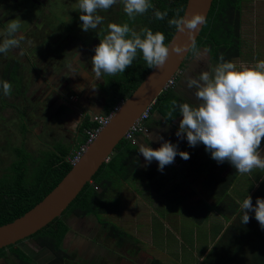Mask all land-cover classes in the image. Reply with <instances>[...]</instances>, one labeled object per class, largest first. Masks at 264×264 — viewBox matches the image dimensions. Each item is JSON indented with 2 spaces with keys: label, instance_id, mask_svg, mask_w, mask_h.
I'll return each instance as SVG.
<instances>
[{
  "label": "flooded vegetation",
  "instance_id": "1",
  "mask_svg": "<svg viewBox=\"0 0 264 264\" xmlns=\"http://www.w3.org/2000/svg\"><path fill=\"white\" fill-rule=\"evenodd\" d=\"M77 3V0H0V43L6 38L4 32L8 22L13 19L20 22L19 31L24 37L19 48L0 53V81H7L12 86L11 93L6 96L0 85V130L6 135L3 142H0V153L4 143L6 145L11 137L17 143L13 146L6 145L10 148L7 158L1 159L0 156L2 189L13 183L17 184L24 178L28 180L46 153L61 156L57 152L60 145L66 148L65 155L74 151L83 138L86 123L90 122L93 115L100 114L103 108L109 106L112 86L121 82L123 75L103 74L101 79H96L91 71L94 48L107 34V25L127 23L139 33L145 28L141 24V17L151 19L153 16V13L147 11L129 19L123 11L121 0H117L108 10L97 11L96 14L102 16L103 21L95 30L83 31L82 34L74 31L72 26L75 23L82 28ZM245 4L241 3L238 15L233 13V24L238 23V30L241 10ZM196 48L200 62H196V56L190 50L181 64L180 74L172 89L179 95L186 96L189 91L193 92L186 86L187 77H195L201 70H211L217 64L206 46L197 45ZM241 53L243 54L242 49ZM69 65L73 67L69 69ZM156 135L161 136L158 133ZM17 152H21L22 156H18ZM23 158H26L25 162ZM147 167L141 161L136 171L145 176L142 178L147 188L150 182L157 183L164 179V173L165 177L170 176L167 166L162 172L158 170L157 163L152 172ZM2 192L7 193L6 190H0ZM105 215L108 212L102 214L104 222ZM89 217H93V222L88 220ZM62 219L67 230L58 255L41 247L31 236L18 243V247L29 258L27 264H35L36 259L29 255L31 251L25 242L48 253L42 264H89L94 258L101 261L91 263H102L111 258L99 256L95 251L101 247L94 244L98 239L104 238L99 237L97 226L104 230L108 225L103 228V224L93 215L80 216L72 212ZM93 223L96 224L92 227ZM106 236H109L107 232ZM24 247L27 252L23 250ZM76 259L79 262L74 261ZM0 264H19V260L9 251L0 257Z\"/></svg>",
  "mask_w": 264,
  "mask_h": 264
},
{
  "label": "clouds",
  "instance_id": "2",
  "mask_svg": "<svg viewBox=\"0 0 264 264\" xmlns=\"http://www.w3.org/2000/svg\"><path fill=\"white\" fill-rule=\"evenodd\" d=\"M116 3L117 0H78L82 29L85 32L95 30L103 21V17L96 14L97 11H106ZM121 3L129 19L143 15L153 7L150 0H121ZM167 15V10L155 11L158 20H163ZM205 23V16L201 14L190 17H179L177 14L168 20L169 26H174L180 33L189 34V48L196 56L197 63L200 62L199 53L192 34ZM20 27V22L15 19L8 22L4 32L6 38L0 43V53L20 47L24 39ZM107 29V34L95 46L91 57V71L96 79H101L103 74L124 73L138 53L142 55L147 68L161 69L168 60L170 46L177 55L185 52L183 47L166 46L164 34L159 31L153 33L149 28H143L138 33L127 23H109ZM219 61L211 70H201L197 76L186 78V86L193 90L197 103L178 104L173 99L167 119H172L174 113L178 112L177 138H186L190 147L203 144L205 151L218 164L227 161L241 175L251 174L255 169L264 170V157L260 151L264 142V60L237 66L225 61L221 53ZM68 67L71 69L73 66ZM0 85L4 95L11 93L9 82L0 81ZM158 139L162 140V137ZM138 152L148 164L155 160L161 172L174 162L177 155L184 160L190 158L189 153L179 151L178 146L169 141H163L155 149L142 144ZM240 210L243 224L249 223L251 212L261 228H264V198H257L254 206L247 195L240 204Z\"/></svg>",
  "mask_w": 264,
  "mask_h": 264
},
{
  "label": "trees",
  "instance_id": "3",
  "mask_svg": "<svg viewBox=\"0 0 264 264\" xmlns=\"http://www.w3.org/2000/svg\"><path fill=\"white\" fill-rule=\"evenodd\" d=\"M150 3L153 7L150 8L148 12L153 13V16L151 19L141 17V24H144L143 27L149 28L153 33L157 31L162 32L165 36L164 43L167 45L176 30L174 26H169L168 20L176 17L177 14L179 17H182L186 0H150ZM241 3L242 0H213L206 23L196 40V46H206L210 51L212 60L217 63L220 62L219 56L221 53H223L225 61L238 58L241 54L242 48L238 30L239 26L238 23L234 25L232 19L233 13L237 15L240 13ZM157 10L161 12L167 10L168 15L163 20H158L155 17V11ZM149 71L150 69L147 68L142 55L138 53L132 65L122 73L121 82L112 86L111 102L106 109V113L118 102L128 98L143 81ZM173 99H175L178 104L180 103L179 96L175 91H163L152 106L151 115L160 114L165 121L169 123L173 122L179 117L177 112L174 113L175 116L172 119H167V114L171 108V101ZM93 127L94 124L91 121L87 122L85 130ZM84 140L85 132L79 144ZM263 143L264 142H262V144ZM132 146L130 142L122 140L116 146L110 159L99 168L92 177L91 182L83 187L81 192L63 212L61 215L63 217L56 218L30 238L36 240L41 247H46L58 255L62 238L67 230L62 219L66 214L72 212L80 216L93 215L103 226L107 225L104 222L102 214L107 213L106 200L110 190H112L113 187L115 189L117 183H126L133 178L136 173L135 150ZM57 152H60L61 156H58L57 153H46L43 161L40 163L39 167L33 171V174L28 180L24 178L17 184L13 183L11 186L4 189H2L1 187L3 186L0 185V190L7 191V193H0V226L13 221L33 208L71 169V165L67 161L70 155L69 153L65 155L66 148L60 145L59 148H57ZM17 155L22 156L21 152H17ZM23 161L25 162L26 158H23ZM216 174L218 176L214 181L216 180L218 184H215L217 185L216 189H212V192L214 193L215 191L214 194H219L220 197H216L217 203L214 209L218 211L223 218H225L226 215L235 216L236 222L226 228L224 233L220 235L197 264H264V228L252 231L248 236L245 234L243 239L236 238V234L242 231L241 226H245L246 224H243L241 219L238 221V217H242L241 210L238 215H235V210H237V207L239 208L240 205L232 204V201L230 204L229 202L225 203L226 200H224L225 195H227L228 190L233 185L239 173L236 172L235 168L231 166L229 162H224ZM97 176H100L102 182L96 181ZM209 179H206V183L211 186ZM256 183L259 185L257 188L254 187L255 189L251 190L252 192L250 194L254 206L257 198H264V177L261 178L260 182ZM150 187L156 193L161 192L165 187V180L161 179L157 183L150 182ZM166 197H168V195ZM183 199H186V197L182 198L175 195L172 200H170V204L179 206L182 204ZM208 212L210 211L205 208H200L198 211L190 209L187 214L189 218H192L196 223L195 225L200 227L205 221ZM249 214L253 217L252 221L256 222V220H254V214L251 212H249ZM226 219H228V217H226ZM252 221H249V223ZM109 230V236L113 238L119 246H121L124 239L128 237L126 232L120 230L114 224H110ZM18 243H20V241L15 245L1 249L0 257L10 251L15 254L16 258L19 260V264H27L29 258L18 247ZM247 249L250 250L249 254L246 253ZM150 264L163 263L154 259Z\"/></svg>",
  "mask_w": 264,
  "mask_h": 264
},
{
  "label": "rangeland",
  "instance_id": "4",
  "mask_svg": "<svg viewBox=\"0 0 264 264\" xmlns=\"http://www.w3.org/2000/svg\"><path fill=\"white\" fill-rule=\"evenodd\" d=\"M72 26L77 33L84 31L75 23ZM239 34L243 54L239 59H235L234 63L237 66L241 63L252 65L257 61L264 60V0H249L247 4L243 5ZM1 130L0 142H3V137L6 135ZM14 140L15 138L11 137L6 145H16ZM6 145L4 143L1 150V159L9 156L10 148ZM260 151L261 156L264 157V143ZM170 166L167 165V167ZM142 176L145 178L143 174ZM142 176L137 172L126 183H117L116 188L113 187L110 190L106 200L108 215L104 216L108 226L104 228L102 225L104 230L101 226H97L99 237L104 238H96L98 240L94 244L101 247L100 250L95 251L99 256L111 258L105 259L102 263H91L92 261H101L94 258L90 262L91 264H150L154 259L163 264H197L226 228L236 222L235 216L226 215L223 218L218 211L213 209L216 207V199L220 197L219 194L212 196L201 192L198 199L200 201L211 199V203L214 205L207 209L210 212L207 213L203 224L197 227L192 218L184 217L180 211L181 206L178 209L170 204V200L178 194H172V188L176 186L175 184H182L181 191L188 192L189 190H186L187 184L191 183L190 186L195 191L197 183L193 184L188 177L187 180L176 178L171 173V177H165L164 173L165 187L162 192L154 193L152 190L150 191V186L147 188ZM262 177H264V170L260 169L253 170L251 174H239L224 197L225 203L229 202L230 204L232 201V204L239 206L247 195L250 196L251 190L255 189L254 187L257 188L259 184L256 182H260ZM96 181L102 182L100 176L96 177ZM178 190L180 191V189ZM167 195L168 197H166ZM239 211L240 206L235 210V215H238ZM249 216L250 221H252L253 217L251 214ZM161 218L163 221L160 220ZM240 219L241 217H238V221ZM88 220L93 222L94 219L89 217ZM95 224L93 223L92 227ZM110 224L116 225L128 234L121 246L117 245L113 238L106 236V232L107 235L109 234ZM241 230V233L236 234V238L243 239L245 234L248 236L252 231L261 230V226L258 225L257 221H252L241 226ZM25 244L31 251L29 255L36 259L35 264H42L46 261L48 253L35 249L27 242ZM26 247L23 248L25 252H27ZM249 251L247 249L246 253L249 254ZM74 261L79 262L77 259ZM65 264H72V262Z\"/></svg>",
  "mask_w": 264,
  "mask_h": 264
},
{
  "label": "water",
  "instance_id": "5",
  "mask_svg": "<svg viewBox=\"0 0 264 264\" xmlns=\"http://www.w3.org/2000/svg\"><path fill=\"white\" fill-rule=\"evenodd\" d=\"M212 2L213 0H186L182 17L201 14L207 19ZM203 26L204 24L192 34L195 42ZM167 45L183 47L185 52L177 55L171 51L170 46L169 57L164 67L150 69L143 81L124 100L108 125L100 131L80 160L71 167L61 181L29 211L0 226V250L32 236L59 218L83 187L91 182L99 168L110 159L128 128L143 110L155 103L163 92L166 81L180 72L181 64L190 52V36L187 32L180 33L175 30Z\"/></svg>",
  "mask_w": 264,
  "mask_h": 264
},
{
  "label": "crops",
  "instance_id": "6",
  "mask_svg": "<svg viewBox=\"0 0 264 264\" xmlns=\"http://www.w3.org/2000/svg\"><path fill=\"white\" fill-rule=\"evenodd\" d=\"M248 1L249 0H243L242 4H245ZM241 54L238 58L242 56ZM235 59L236 58L231 59L230 62L234 63ZM217 64H215V66ZM178 96L180 99V103L187 102L193 105L197 103L192 91H189L188 95L186 96L184 94H178ZM106 109L103 108L100 114H106ZM179 120L180 116L173 122L169 123L165 121V119H163L160 114H154L152 115V119L150 120L149 118L146 123L148 134L136 136L134 143L130 144L133 145L132 147L135 150V158L137 165L136 171H138V165L141 161H144V164L148 166L147 168L150 169L149 172H152L153 168H155V164L157 163L155 160H153L150 164L145 161L143 156L138 152L139 146L142 144L148 145L149 147L155 149L158 148L163 141H169L173 144H176L178 146L179 151H185L189 153L190 158L188 160H184L179 155H177L174 162L170 164L171 166L169 167V169H167V172L174 174L176 178L187 180L186 178L188 177V179H190L193 184L197 183V189L195 191H193V188L190 186L191 183L187 184L188 188L186 190H189L188 192L181 191V189L183 188L182 184H175L176 186L172 188L173 195L178 193V196L182 198L186 197V199H183L182 204H180L179 206L171 204L172 207H177L179 209V207L181 206L180 211H182L184 217L188 219L189 216L187 213L190 209L198 211L200 208L209 209V207H213L214 204L211 203V199L208 201H200V199H198V196L201 194V192L207 193L209 195H215V191L213 193L212 189H216L217 185L215 184H218V182H216V180L214 181V179L217 178L218 175L216 173L220 170V167L223 163L218 164L216 161H214L211 158L210 153L205 151V147L203 144H199L195 147H190L187 143L186 138L178 139L175 133L178 130ZM156 133L161 134V136H157ZM158 137H162V140L158 139ZM206 179H209V183L211 184V186L206 183ZM178 189H180V191ZM194 196H197V198H195ZM162 219L163 218H161L160 220L163 221Z\"/></svg>",
  "mask_w": 264,
  "mask_h": 264
},
{
  "label": "built area",
  "instance_id": "7",
  "mask_svg": "<svg viewBox=\"0 0 264 264\" xmlns=\"http://www.w3.org/2000/svg\"><path fill=\"white\" fill-rule=\"evenodd\" d=\"M180 72L178 71L174 75H172L165 83L163 87V91H169L172 90L176 79ZM124 100H121L118 102L108 113L106 114H96L93 115L91 118V122L94 124L93 128H90L88 130H85V140L79 144L74 151L68 156L67 161L72 166H74L82 157V155L85 153L89 145L96 139L100 131L108 125L111 118L115 115L116 112L121 108ZM151 104L148 106L145 110L142 111V113L139 115V117L134 121V123L128 128V130L125 132L123 136V140L128 141L130 143H134L136 136L138 135H147L148 129L146 126V123L148 119L151 116Z\"/></svg>",
  "mask_w": 264,
  "mask_h": 264
}]
</instances>
